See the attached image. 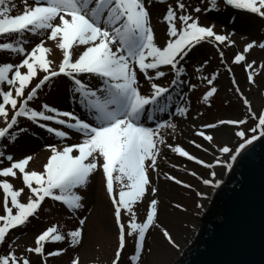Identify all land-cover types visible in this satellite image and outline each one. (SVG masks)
I'll return each instance as SVG.
<instances>
[{"label": "snow or ice", "instance_id": "snow-or-ice-1", "mask_svg": "<svg viewBox=\"0 0 264 264\" xmlns=\"http://www.w3.org/2000/svg\"><path fill=\"white\" fill-rule=\"evenodd\" d=\"M202 2L207 6L201 7L198 3L193 7L184 0L167 3L160 17L166 25V34L158 43L150 8L154 3L165 4V0H31V3L21 0L22 8L16 14H12L17 8L12 0H0V38L11 39V42H0V51L18 57V62H0V118L4 124L0 127V140L6 139L11 144L28 131L19 126V118L58 140V143L44 144L48 155L41 170L30 167L34 153L14 158L0 151L3 196L0 245L7 243V251L0 254V264H32L31 254L37 256V264H47V258L65 252V248L45 252L47 243L66 242L70 247L81 244L86 219L76 216V212L85 207L82 191L87 192L92 176L97 173L116 229V247L110 264H120L129 237L133 240V251L128 257L130 264H140L146 235L153 228L168 245L178 247L169 230L158 222L159 202L155 198L158 189L152 182V174L159 177L157 159L161 157V146L210 170L209 178L194 171L189 174L204 186L215 189L222 181L213 169L217 166L231 169L246 146L258 137L264 138V108H252L225 59L223 48L235 45L231 38L234 32L217 31L214 24H201L198 15L219 11L222 5L225 9L264 19V0ZM234 21L232 17L228 22ZM45 41L53 42L61 53L58 62L46 58L49 48ZM204 42L215 48L220 64L232 77L233 88L246 108L244 119H216L214 123L192 125L193 134L207 141L218 153L211 162L198 158L179 144L166 143L161 131L176 129L174 117L187 118L189 94L199 85L183 79L187 74L183 61L194 47ZM254 47L264 50V39L244 43L242 51H235L231 60L232 65L246 73L249 85L255 84L257 74L264 73V63L256 66L255 59L249 61L246 57ZM208 65L209 60L205 59L195 68V73H201ZM169 73L168 83L157 82ZM217 75L211 71L208 76H195L196 80L206 82L207 89L202 94L205 103L218 90ZM60 76L70 82L69 92L81 111L62 110L47 102L30 106L45 85ZM3 85H7V90H3ZM184 87L187 92H183ZM6 106H10L11 113ZM161 113H167V119L157 116ZM248 118L253 120V126L245 130L242 126ZM221 126H234L237 139L231 146L224 140L217 142L213 132L206 131ZM188 144L203 152L209 151L194 139H189ZM163 177L185 189L192 188L168 172ZM15 180L22 181V185L15 187L12 182ZM25 191L27 195L22 200ZM195 196L200 198L194 202L195 208L203 210L200 201L207 198V193L195 190ZM46 198L65 206L78 224L66 233L57 224L44 228L18 256L12 247L14 239L8 241V235L36 217ZM139 205H144L140 222L136 211ZM173 206L186 211L179 203ZM70 264H79V257L74 256Z\"/></svg>", "mask_w": 264, "mask_h": 264}, {"label": "rangeland", "instance_id": "rangeland-1", "mask_svg": "<svg viewBox=\"0 0 264 264\" xmlns=\"http://www.w3.org/2000/svg\"><path fill=\"white\" fill-rule=\"evenodd\" d=\"M12 2L17 6L12 14H16V12L22 8L21 0H12ZM184 2L186 5H191L193 7L197 6L198 3L201 7L207 6L206 2H202V0H184ZM29 3H31V0H29ZM167 3H174V0H165V4L154 3L150 8L151 23L155 30L158 43L164 40L166 34V25L161 22L160 17ZM198 15L201 24H214L217 31L234 32L231 38L235 41V45L223 48L226 62L232 67L235 79L241 91L251 102L252 108L254 110L264 108V95H261V93H264V73L257 74L254 77L255 84L249 85L246 80V73L242 68L231 64L235 51H242L244 43L253 39L257 40V42L264 39V19L240 10L231 8L225 9L222 5L219 11L201 12ZM232 17H235V21L229 23L228 21ZM222 21H225L229 27H226L224 24L222 25ZM242 36L244 37L243 40L241 39ZM29 39L33 38L29 37ZM45 46L49 48V53L46 54V58L53 62H58L61 58V53L55 48L53 42L45 41ZM246 57L249 61L255 59L257 62L256 66H259L261 63H264V50L259 47H254L246 54ZM0 58L8 60V62H18V57L11 55L7 51L0 53ZM205 59L209 60V65L206 66L201 73H195V68ZM183 64L186 66L187 73L183 75V79L197 83L199 88L189 94V112L187 113V118L174 117L173 122L177 125L176 129H162V135L166 143L172 145L179 144L198 158L211 162L218 153L208 145L207 141H203L201 137H197L193 134L194 130L192 125L199 126L202 123H214L216 119H234L237 117L244 119L246 108L243 106L239 95L233 88L231 83L232 77L224 66L220 64L218 53L212 44L204 42L194 47L189 56L183 61ZM211 71H216L218 74L215 81V86L218 90L209 98L208 102L205 103L202 100V94L203 91L207 89L206 82L196 80L195 76H208ZM170 78L171 74L169 73L167 77L157 82L161 84L168 83ZM56 82L58 81H52L50 83V85L55 83L52 86L53 90L51 92H40L38 98L34 100L30 106L36 107L42 102H47L60 109H65L62 107L63 103L66 101L65 97L68 99L71 98L70 92H68V95L66 94L69 85L63 81H59L58 84ZM3 90H7V85L3 86ZM171 91L173 92V96L178 99L176 92L174 90ZM183 92H187L186 87L183 88ZM6 107H8L9 113H11L10 106ZM65 110H72V107L68 105ZM170 110L174 111V106ZM198 113L199 115H197ZM157 116L167 119V113L157 114ZM193 117H195V119H193ZM19 126L27 128L28 131L21 134L15 142L11 144L5 140L4 143L0 145V151H5L6 154L10 153L14 158H22L24 155L34 153L35 155L30 162V167L41 170V164L48 155L43 146L48 140L41 136L40 142L42 143H40L37 140V135H34L36 140H33L28 136L30 135V127L24 123H20ZM149 126H153L152 123L149 124ZM252 126L253 120L248 118L245 125L242 127L247 130ZM206 131H212L216 136L217 142L221 140V137L225 136L224 133L228 134L229 138L227 142L230 146L237 139L234 136V126H221L216 130ZM173 137L175 138L173 139ZM20 139L22 140L20 141ZM189 139H194L196 142L202 143L205 147L209 148V151L206 153L200 149H196L194 145L188 144ZM53 143H58V141ZM4 163L6 164L7 161H4ZM171 165H176V167H171ZM157 168L159 177H157L156 174H152V182L158 189L155 196L159 202L158 222L169 230L178 247L168 245L157 229H150L146 235L145 247L140 259V264H173L180 258L181 253L192 243L191 241L195 236L191 229L190 222L202 224V220H200V218L197 220L195 217L197 216L195 212L201 210L195 208L194 202L200 199L195 196V190L204 191L205 187L195 177L191 176L189 172L194 171L199 176L209 178L207 177V172L210 170L203 168L201 165H197L194 161H188L185 157H180L169 148L163 146H161V157L157 159ZM213 170L217 172V167ZM227 171L228 170H226L225 173H227ZM164 172H168L177 179L191 184L192 188L185 189L182 185H176L173 181H168L163 177ZM220 177V174L217 173V178L219 179ZM12 182L15 187H20L22 185V181L19 180ZM82 194L86 197L83 201L85 207L79 210L78 215H76L86 219V223L83 226L82 243L76 247H70L67 243H60L59 245L62 246V248L66 246L65 252L50 259L48 261L49 264H70V260L74 256L79 257V264H110V260L113 258L114 249L116 247V229L109 212V202L101 186V176L99 173L92 176L87 192L85 193L82 191ZM26 195L27 192L25 191L21 199H25ZM2 201L3 196L0 194V205H2ZM176 203L183 205L186 211L175 208L173 205ZM136 211L138 222H140L144 215V205H139ZM201 215L203 216L204 214ZM52 224L62 226L60 227V231L66 233L69 229L77 226L78 221L72 214H67L66 211L60 207L52 203L44 202L37 217L32 219L24 229L9 234L7 239L9 241H13L14 239L12 247L19 256L25 247L32 244L35 235H37L39 231ZM59 245L58 248H60ZM132 251L133 240L129 237L127 246L123 250L120 264H130L128 257ZM25 255L29 254L25 253ZM29 258L32 264H37L38 258L36 255L31 254Z\"/></svg>", "mask_w": 264, "mask_h": 264}, {"label": "water", "instance_id": "water-1", "mask_svg": "<svg viewBox=\"0 0 264 264\" xmlns=\"http://www.w3.org/2000/svg\"><path fill=\"white\" fill-rule=\"evenodd\" d=\"M227 175L173 264H264V138L246 146Z\"/></svg>", "mask_w": 264, "mask_h": 264}, {"label": "bare ground", "instance_id": "bare-ground-1", "mask_svg": "<svg viewBox=\"0 0 264 264\" xmlns=\"http://www.w3.org/2000/svg\"><path fill=\"white\" fill-rule=\"evenodd\" d=\"M225 25L226 27H229V25L227 24V23H225V21L223 22L222 21V25ZM73 104H75V103H73ZM81 110H80V108H79V112H80ZM149 123V122H148ZM224 135L225 136H223V137H221V140H225V141H227V139L229 138L228 137V134H226V133H224ZM226 170L225 169H223L222 167H220V166H217V173H219L220 174V180L222 181V183L225 181V178L227 177V175H226ZM221 183V184H222ZM205 187V189H204V192H206L207 193V198L206 199H202V204L204 205V208H203V210H201V211H198V212H195L196 213V215L197 216H195L196 217V219L197 220H199L198 218H200L202 215L201 214H204L205 212H206V210H207V207H208V204L210 203V201H211V199H212V196L214 195V193H215V191L217 190V188H215V189H213V188H211V187H209V186H204ZM219 188V187H218ZM202 212H204V213H202ZM201 215V216H200ZM199 223L198 222H193V223H191L190 222V225H191V229H192V231H193V234H196L197 232H198V229H199V227H200V224L198 225Z\"/></svg>", "mask_w": 264, "mask_h": 264}]
</instances>
